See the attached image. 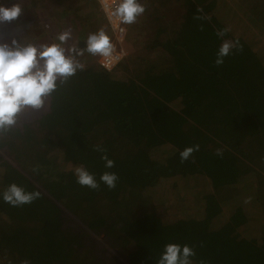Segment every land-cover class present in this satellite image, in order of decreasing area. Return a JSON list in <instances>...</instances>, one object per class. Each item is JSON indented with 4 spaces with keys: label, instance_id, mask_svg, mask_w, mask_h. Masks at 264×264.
<instances>
[{
    "label": "trees",
    "instance_id": "16d2710c",
    "mask_svg": "<svg viewBox=\"0 0 264 264\" xmlns=\"http://www.w3.org/2000/svg\"><path fill=\"white\" fill-rule=\"evenodd\" d=\"M240 1L150 3L154 28L141 55L112 71L86 65L38 114L22 118L0 145V193L16 183L41 197L20 207L0 198V264L5 257L93 264L80 259L94 244L91 233L101 232L122 247L104 251L112 264H120V251L122 264H157L169 243L193 247V264H264V50L252 32L233 30L240 12L256 21ZM254 16L264 33V6ZM225 27L231 31L218 38ZM225 39L238 40L242 50L217 67ZM96 144L114 168L104 167ZM197 144L181 163L179 153ZM79 165L97 180L115 172V189L81 187L73 171ZM64 202L75 205L73 213ZM29 220L40 222L38 232L21 226Z\"/></svg>",
    "mask_w": 264,
    "mask_h": 264
},
{
    "label": "clouds",
    "instance_id": "9594fccd",
    "mask_svg": "<svg viewBox=\"0 0 264 264\" xmlns=\"http://www.w3.org/2000/svg\"><path fill=\"white\" fill-rule=\"evenodd\" d=\"M23 11V0L11 7L0 5V24L16 20ZM105 11L110 20L131 25L145 12V7L139 0H118L114 7L110 9L106 7ZM202 11L203 9L198 7L197 12ZM194 19L209 18L195 15ZM36 23L34 19L32 24ZM230 31V27H225L218 29L216 35L218 38H223ZM73 41L72 30L67 29L55 34L50 42L13 38L11 44L0 43V145L7 141L14 130L18 129L25 114L43 108L46 98L52 96L59 88L66 86L78 71L85 70L86 65L82 62V58L86 54L102 58L105 64L114 57L115 47L103 29L90 33L83 48ZM233 49L242 50L238 40H223L216 53L215 65L222 66L225 58L232 54ZM199 148L198 144L186 147L179 153L180 162L188 161L194 152L199 151ZM93 150L102 154L101 159L106 169L115 167V161L109 158L106 148L96 144L93 145ZM216 154L222 155V150L217 149ZM33 171L38 172L39 168ZM73 171L76 182L81 187L92 190H98L101 183L109 190L115 189L119 179L115 172L105 171L97 180L96 175L84 165L75 167ZM40 197L39 191H26L24 187L16 183L8 185L0 193V198L13 207L31 204ZM195 255V249L187 244L169 243L164 246L157 264H193L191 258ZM21 264H31V262L24 260ZM199 264H205V261L201 260Z\"/></svg>",
    "mask_w": 264,
    "mask_h": 264
},
{
    "label": "rangeland",
    "instance_id": "374dc122",
    "mask_svg": "<svg viewBox=\"0 0 264 264\" xmlns=\"http://www.w3.org/2000/svg\"><path fill=\"white\" fill-rule=\"evenodd\" d=\"M60 1L61 0H23L24 11L22 12L21 16L10 23L6 22L5 27H1L0 24V43L6 42L11 44L13 38H16L18 40H21L22 38H28V39L50 42L54 38L55 34H57L58 32L71 29L74 38L73 42L78 43L79 47L83 48L85 47V41L90 33H94L100 29H103L109 35L111 42L115 47V52H117V55L119 57L122 56L121 60L116 64L115 67V68H119L120 64L122 63L125 64V62L127 61L126 60L127 57L129 56L137 57L143 53V48L145 45V41L147 39L146 36L154 28L152 26L153 24H150L151 21L150 15L152 13L153 7H150L149 9L147 7L152 2L165 4L164 0H139V2L145 7V12L138 17L137 21L134 24L124 25L126 28V35L124 40H120L119 34L110 25L109 22L111 21L109 20L106 11L101 7L100 0H62L63 2ZM18 2H20V0L11 2L8 7H11L13 4H16ZM240 2L242 6L245 7L247 13L253 16V18L261 24L260 20H258L254 16V14L258 13V11L261 10V7L264 6L263 5L264 0H248V1L241 0ZM159 7L155 6V8H159ZM239 14L240 17L237 19L235 23V26L238 28L233 29L238 33L236 35H239V32L240 31L243 32V30L245 31L246 34L249 31L252 32L253 35L251 36H254V38L257 40H261V43L258 46L260 49L264 50V35H263L264 33L260 31L258 28L254 27L255 23L257 22L253 21L250 17H244V16L242 17L241 12ZM227 18L229 21H232L237 17L234 18L232 17V14H227ZM34 19L37 21L35 25L32 24V21ZM113 24L115 25L116 22L113 21ZM4 28L5 30L2 31ZM5 31L6 33H4ZM49 37L52 38L49 39ZM98 60L99 57H93L88 54H86L82 58V62H84L85 65L100 66ZM152 60L153 59H151L150 61ZM42 109L44 108H41L40 110ZM40 110H32L29 113L25 114L23 118L24 119L32 118L36 114H38ZM261 165L264 167V163H260V167H262ZM64 206L67 208L69 213H73V211H69L70 209L74 210L75 205H73L72 202H64ZM142 206L143 205H141L140 207ZM157 210L160 209L157 208ZM97 212L101 214L100 211ZM113 215L115 217L118 216L115 213L112 212L109 213V216H113ZM73 218L75 221L73 222L74 223L73 226H70L71 229L70 232L74 234L73 236L76 237L82 234H80V232H78V229L75 228V225L79 222L78 217L75 216ZM32 219H36V218H32ZM111 222L112 220L110 221V223ZM2 223H4V221L0 219V224ZM4 225L5 223L3 224L2 227H4ZM21 226L26 228V230H28L29 232L35 233L38 232L40 228L39 227L40 222L37 220H29V221L21 222ZM10 227H11V223L9 225L8 230L10 229ZM66 229L68 232L69 231L68 225ZM3 231H6V229H4ZM88 233L91 232L88 231ZM91 236H92V240H94V244L90 246L91 248L90 250L87 251V254L83 252L86 254V256L82 257L80 260H87V259L91 260L92 258V260H94V263H98L101 261L105 262V264L114 263L112 257H108V259L105 258L104 251L109 252V254H111V252H113L112 251L113 248L114 251L118 252L119 250H122V247H118V250H116L115 241L113 243L107 241V239L110 236H106V234H103L102 232L98 235L91 233ZM121 252L122 251H120L117 257H115V259L120 264L123 263ZM5 258L7 260L6 264H21L22 262L19 259L13 262L12 257H5ZM74 260L76 259L74 258Z\"/></svg>",
    "mask_w": 264,
    "mask_h": 264
},
{
    "label": "built area",
    "instance_id": "2783aa9c",
    "mask_svg": "<svg viewBox=\"0 0 264 264\" xmlns=\"http://www.w3.org/2000/svg\"><path fill=\"white\" fill-rule=\"evenodd\" d=\"M14 1H17V0H0V5H3L5 7H8L9 4L11 2H14ZM105 0H100V5L101 7L105 10V3H104ZM118 3V0H116L113 5H110V7H108L109 9L114 7L116 4ZM108 15V14H107ZM109 18V16H108ZM110 20V19H109ZM111 22L110 25L112 26V28L119 34V37H120V40H124L125 38V35H126V28L124 26V24H120L118 21H115V20H110ZM113 21L116 22V24L114 25L113 24ZM122 29V30H121ZM116 34V33H115ZM225 40H230V39H225ZM122 56L119 57L117 55V52H115L114 54V57L111 59L110 62H108L107 64H105V62L103 61L102 58L99 57V64L101 67H103L106 71H112L113 69H115L116 67V64L121 60Z\"/></svg>",
    "mask_w": 264,
    "mask_h": 264
},
{
    "label": "bare ground",
    "instance_id": "6f19581e",
    "mask_svg": "<svg viewBox=\"0 0 264 264\" xmlns=\"http://www.w3.org/2000/svg\"><path fill=\"white\" fill-rule=\"evenodd\" d=\"M116 0H105L104 3H105V7H110V5H113V3L115 2Z\"/></svg>",
    "mask_w": 264,
    "mask_h": 264
}]
</instances>
